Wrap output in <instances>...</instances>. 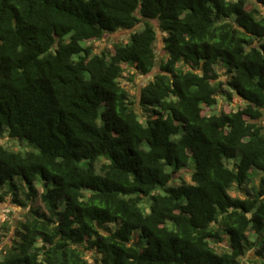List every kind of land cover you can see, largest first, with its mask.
Listing matches in <instances>:
<instances>
[{"label":"trees","instance_id":"1","mask_svg":"<svg viewBox=\"0 0 264 264\" xmlns=\"http://www.w3.org/2000/svg\"><path fill=\"white\" fill-rule=\"evenodd\" d=\"M261 8L0 0V136L27 149L0 144V203L27 210L0 264H264ZM219 96L245 104L209 112Z\"/></svg>","mask_w":264,"mask_h":264},{"label":"rangeland","instance_id":"2","mask_svg":"<svg viewBox=\"0 0 264 264\" xmlns=\"http://www.w3.org/2000/svg\"><path fill=\"white\" fill-rule=\"evenodd\" d=\"M253 7V4L249 2L248 8L251 9ZM261 11L264 13V8H261ZM135 31V30H134ZM132 33V31H118L115 34L107 35L105 36L103 41H98L92 44V46L97 49V52H100L103 49L111 47V45L115 41H121L127 43L129 41V36ZM156 53L158 58L166 57V52L164 51V43L162 41V35L159 34V40L156 44ZM156 71L153 73L147 75V76H136L134 83H129L126 80H122V84L130 91L132 96H137L140 88L144 85L148 84L149 81H151L153 75ZM223 95V94H221ZM219 101L218 104L209 112L211 113H218L221 110L224 109H237L240 106H244L245 101L241 100L237 96H235L231 103H229L227 100H224L222 96L218 97ZM0 144H3L4 146L9 147V149H12L14 151H21L25 152L27 149L18 141V140H11L7 135H1L0 136ZM182 177L187 181L191 182L189 174L184 173ZM41 192V189H39ZM231 194L233 197H241V194L237 191H231ZM37 206L40 207V209H43V204L38 202ZM27 210L23 209L22 207H19L16 204H12L9 199H6L4 203H0V226L7 225L10 227V230H14L19 221L24 219V215L26 214ZM11 230V231H12ZM13 237V233H8V236L4 239L5 244L8 242H11V238ZM84 255L86 259L91 264H101L99 261V256L96 255L92 251H84ZM254 261V263H252ZM256 256L254 251L249 252L247 257L243 259V264H256Z\"/></svg>","mask_w":264,"mask_h":264}]
</instances>
